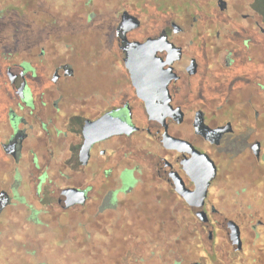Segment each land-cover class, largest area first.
I'll return each instance as SVG.
<instances>
[{
  "label": "flooded vegetation",
  "instance_id": "flooded-vegetation-1",
  "mask_svg": "<svg viewBox=\"0 0 264 264\" xmlns=\"http://www.w3.org/2000/svg\"><path fill=\"white\" fill-rule=\"evenodd\" d=\"M85 1L88 15L66 13L78 4L60 0L46 6L51 13L18 9L10 24L0 19V246L7 229H28L11 246L42 256L40 264L58 247L94 264H134L161 257L171 229L174 264H264V207L238 203L264 195V0H183L156 15L143 0H111L104 24L100 0ZM124 11L138 19L125 35ZM149 39L160 41L162 65L145 70L151 85L140 95L124 45ZM160 84L181 121L169 109L165 118L150 113L148 99L167 98ZM104 115L134 128L86 149V122ZM166 132L216 164L202 205L182 167L191 153L166 147ZM151 147L157 159L146 170L137 156ZM163 160L183 184L167 178ZM21 212L29 215L16 221ZM157 233L161 247L144 249Z\"/></svg>",
  "mask_w": 264,
  "mask_h": 264
},
{
  "label": "water",
  "instance_id": "water-1",
  "mask_svg": "<svg viewBox=\"0 0 264 264\" xmlns=\"http://www.w3.org/2000/svg\"><path fill=\"white\" fill-rule=\"evenodd\" d=\"M137 24V17L127 11H124L122 14L121 24L119 26V33L125 35L128 29L136 26ZM159 42L160 41L158 40L155 41L149 39L146 42H127L126 45H124V50L126 52L125 61L127 66L132 70L134 84L136 85L140 95L144 92V88H146L147 85H151L143 83L145 70L155 69L157 66L161 67L162 65V61L156 56V51L160 46ZM162 85L163 84L158 85L159 89H166L165 95L167 98L165 100L150 98L147 100V105L151 114L165 118L166 113H164V111L166 112L168 109L171 110L172 105L170 103V96L167 95V84ZM171 111L172 112L170 113H172L174 117L178 118L180 121L182 120L183 113L180 108L175 109L174 113L173 110ZM195 125L197 126V132L205 135V125L200 117L197 118ZM133 128L134 127L132 125L122 122L118 118H111L109 115H104L96 121H87L85 124L86 149H89L91 144L96 140L108 137L115 133H121L124 131L130 132ZM162 142L166 147L175 148L183 153V155H185L186 152L191 153V157H182V167L194 180L196 185L194 194L196 195V198H198L200 205H202L207 196L210 182L217 173L214 160L208 154L195 148V146L188 140L172 137L167 132L164 134ZM163 164L165 166L163 173L167 176V178L174 183L179 182L180 184H183L182 177H180V174L172 167V165L167 160H163ZM67 191L69 193L75 191V189L69 188ZM197 214L202 220H207L206 212L203 210L198 211ZM232 231L233 240H239L238 226L234 225Z\"/></svg>",
  "mask_w": 264,
  "mask_h": 264
},
{
  "label": "rangeland",
  "instance_id": "rangeland-1",
  "mask_svg": "<svg viewBox=\"0 0 264 264\" xmlns=\"http://www.w3.org/2000/svg\"><path fill=\"white\" fill-rule=\"evenodd\" d=\"M59 1L60 0H0V19L3 16V14H5V16L3 17V19H1V21H3V23H11V18H13L18 9L22 10L21 13L23 14H29V13H33V10H35L34 12H37L38 8H42L44 9L43 13H51V11H45L46 6H50L51 4H53V7H60L59 5ZM144 2H146L147 4V9L150 12L151 8L153 10V7H159V5L157 4L158 2H163L165 4H169V3H178V5L181 4V6L183 5V0H143ZM75 3H77L78 7L75 8V5L73 7H71L70 9L67 10L66 13L68 14H73V13H79V14H84V15H88L89 13H92L93 11V7L92 5L89 6H84L83 4H86L85 0H74ZM72 2H69V4H71ZM100 15H102V23L104 24L107 19H106V15L107 13H109V9L111 7V0H100ZM56 4V5H55ZM116 4H118L119 6L124 7L125 6V2L124 0H116ZM52 7V10H53ZM69 8V6H68ZM78 12H77V10ZM83 9V10H81ZM15 10V11H13ZM80 10V11H79ZM152 12V11H151ZM18 13H20V11H18ZM55 13V12H54ZM105 16V17H103ZM0 21V22H1ZM107 24V23H106ZM104 26V25H102ZM155 149L153 147H151V150L148 151V153H146V155L144 156H137V159L140 163H142V166L144 167V169L148 170L146 167H154L155 166V162L156 159L155 158ZM147 173H149L147 171ZM131 183H129L128 185L135 183L134 178L130 176L129 179ZM26 186H28V183H26ZM28 190V189H26ZM231 199V198H230ZM232 200V199H231ZM239 205H260V207H264V195L261 196H245L244 199H240L238 201ZM23 208L21 209V211H24ZM16 215V221L23 220L21 218L20 215H23V218H26L27 215H29L28 212H24L21 214H15ZM259 216V215H258ZM142 222H148V220L146 219V215H143L142 219L140 220ZM180 231H182V233H187L186 229H183ZM20 230H14L11 228L7 229L5 234L3 235L2 239H3V246H0V264H40L43 263V258L42 256H36L33 257L32 255L26 254L24 253V251H20V256H18V252L16 251L17 246H11V243H13V241H16L19 238H25L28 236L29 230H24L23 233L21 231V233H19ZM151 232V231H150ZM177 232V230H164L163 233V237H164V251L162 256H159V253H154V255L152 254H148V256L146 258H144L143 261H139V257L138 259L135 260V257H133V262L134 264H174L175 261L177 260V256L175 253L176 250H173V246L179 243H175V239H172V235L171 233ZM150 234V233H149ZM151 235V234H150ZM156 236H149L148 235V242L149 243H145L142 244V247L144 249H158L159 247H161L159 244H157V242L155 241V239H157L159 236V234L157 233ZM19 237V238H18ZM169 238V239H168ZM173 245H170L172 244ZM186 245V246H185ZM185 246L184 250H182L185 253H188V245L187 242H183L181 243L180 247ZM42 247V255L45 254L46 248L44 246ZM177 247H179V245H177ZM49 248V247H48ZM24 249V248H23ZM31 249L30 246H26L25 247V251H29ZM70 250V249H69ZM60 249L59 247L56 248L51 255V262L50 264H94V261L92 259H89L87 257H85L83 260L79 259L80 257H77L76 255H74V253L71 252L68 254L67 257L60 255ZM20 257V258H18Z\"/></svg>",
  "mask_w": 264,
  "mask_h": 264
},
{
  "label": "trees",
  "instance_id": "trees-1",
  "mask_svg": "<svg viewBox=\"0 0 264 264\" xmlns=\"http://www.w3.org/2000/svg\"><path fill=\"white\" fill-rule=\"evenodd\" d=\"M157 4L158 5L160 4L159 7H157V8L156 7H153V10L151 8V11L152 12L151 11L150 12L148 11L150 15L163 14L164 12L169 11L168 8L171 7L173 3L165 4L163 2H160V3L158 2ZM175 5H178V3L177 4L175 3ZM180 229L183 230L184 228L181 227ZM182 234H184V233H182Z\"/></svg>",
  "mask_w": 264,
  "mask_h": 264
}]
</instances>
